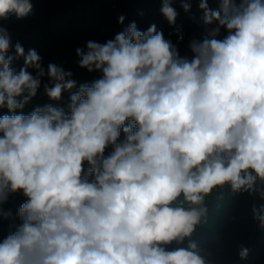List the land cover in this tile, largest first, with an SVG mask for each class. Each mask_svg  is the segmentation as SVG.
<instances>
[{"label":"clouds","instance_id":"clouds-1","mask_svg":"<svg viewBox=\"0 0 264 264\" xmlns=\"http://www.w3.org/2000/svg\"><path fill=\"white\" fill-rule=\"evenodd\" d=\"M219 2L211 10L201 0L209 27L191 42V59L155 25L142 32L135 23L78 48L79 66L102 76L71 94L68 113L45 105L15 114L45 74L51 100L76 84L55 63L45 73L37 52L25 55L19 43L25 66L17 74L0 26V108L13 113L0 117V205L9 193L27 197L22 224L0 242V264H206L195 242L164 246L207 222L206 198L216 189L264 198V0ZM170 5L163 0L161 12L174 24ZM31 10L30 0H0V18ZM252 212L264 227V205Z\"/></svg>","mask_w":264,"mask_h":264},{"label":"trees","instance_id":"trees-1","mask_svg":"<svg viewBox=\"0 0 264 264\" xmlns=\"http://www.w3.org/2000/svg\"><path fill=\"white\" fill-rule=\"evenodd\" d=\"M31 12L17 18L14 13L0 18V26L7 30L11 39V47L6 54L12 57L10 67L18 74L25 66L24 57H17L15 46L19 43L25 51L34 49L41 57V65L47 73L50 63H55L66 72H71L70 79L75 81V88L64 90L59 100H51L45 93L44 85L52 86L45 74L40 77L41 86L37 94L23 109H17L15 114H30L36 107L52 105L69 111L70 96L79 90L83 84H91L101 78L99 71L89 72L79 66L77 49H85L88 41L106 43L125 31L132 23L137 29L147 32L155 25L158 32H162L165 39L176 46L181 58L191 59L193 53L190 48L192 41H202L207 34L204 23V10L201 0H171V7L177 12L174 24H170L161 12L163 0H30ZM189 5L185 11L183 4ZM239 3V0H237ZM207 7L219 10V0H207ZM123 17V23H120ZM213 25L212 27H214ZM227 30L222 28V39ZM28 71L37 75L34 68ZM7 107L0 108V117L12 115ZM130 122H126V125ZM2 135V133H0ZM125 134L121 130L117 143L123 142ZM109 145L104 155L113 151ZM87 169H85V172ZM91 182L93 176H88ZM257 187L264 190L259 182ZM182 197L177 202H182ZM27 201L22 192L9 193L7 200L0 205L4 213L0 216V242L9 234L14 233L22 224L18 216L19 207ZM208 208L207 222L198 226L190 238L177 244L173 242L165 245L168 251L178 247L187 248L190 242H195L199 254L206 264H264V227L254 219L252 209L264 205V198L259 192H234L230 186L216 189L206 198ZM241 248L248 249L246 258L241 259Z\"/></svg>","mask_w":264,"mask_h":264},{"label":"rangeland","instance_id":"rangeland-1","mask_svg":"<svg viewBox=\"0 0 264 264\" xmlns=\"http://www.w3.org/2000/svg\"><path fill=\"white\" fill-rule=\"evenodd\" d=\"M83 167H84V169H87V168L89 167V165H88L87 163H85V164L83 165Z\"/></svg>","mask_w":264,"mask_h":264}]
</instances>
